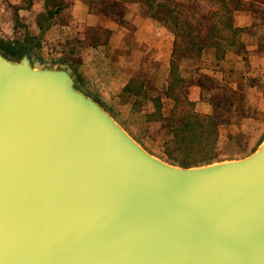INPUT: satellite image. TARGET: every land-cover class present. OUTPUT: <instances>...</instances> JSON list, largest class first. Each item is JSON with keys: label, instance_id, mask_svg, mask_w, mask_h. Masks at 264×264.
Returning <instances> with one entry per match:
<instances>
[{"label": "water", "instance_id": "water-1", "mask_svg": "<svg viewBox=\"0 0 264 264\" xmlns=\"http://www.w3.org/2000/svg\"><path fill=\"white\" fill-rule=\"evenodd\" d=\"M0 264H264V138L168 162L66 67L0 48Z\"/></svg>", "mask_w": 264, "mask_h": 264}, {"label": "crops", "instance_id": "crops-1", "mask_svg": "<svg viewBox=\"0 0 264 264\" xmlns=\"http://www.w3.org/2000/svg\"><path fill=\"white\" fill-rule=\"evenodd\" d=\"M226 1L242 31L233 44H209L180 62L191 101L213 94L246 100L264 81V0ZM0 37L24 43L37 65L66 67L92 97L130 94L136 85L161 96L162 113L172 106L163 94L174 33L148 12L146 0H0Z\"/></svg>", "mask_w": 264, "mask_h": 264}, {"label": "rangeland", "instance_id": "rangeland-1", "mask_svg": "<svg viewBox=\"0 0 264 264\" xmlns=\"http://www.w3.org/2000/svg\"><path fill=\"white\" fill-rule=\"evenodd\" d=\"M186 2L192 3L193 0H186ZM206 2L207 0L202 2L203 6L207 5ZM260 38L262 39L260 43L264 47V35H260ZM0 39L13 42L1 37ZM0 48L6 51L1 45ZM186 56L188 57V54L183 55L181 53L176 58L177 70L181 75L180 69L182 67L180 62H186L189 59H186ZM34 58L32 56V59ZM34 63L36 62L34 61ZM254 84L256 85V89L246 92L247 95L249 94L248 96L244 95L246 96V100L244 98L240 99V96L236 101V97L234 96L229 98L225 94H213L195 102V109L197 111L215 113L223 121L218 129L216 141L215 139L212 141V138L206 139L199 136L197 144L189 148L190 150H194L193 152H197L199 158L209 159V162L240 159L259 147L260 142L264 138V81H257ZM239 92L240 94L245 93L244 89ZM154 97L156 96H152L148 90L144 91L135 85L130 94L127 91H123L119 96L102 97L104 100L97 97V100L116 116L133 138L146 150L159 158L179 165L176 159L170 158L165 152L167 147L165 141L171 139L172 133L169 132L172 129L171 127H175L181 122V118H179L181 105L177 109H174V101L165 96L171 100L172 106L164 114L162 113L161 96H159L160 107L154 102ZM230 102H233L232 106L229 105ZM149 109L152 110L150 111ZM171 146L172 148L175 147L169 144L170 148ZM188 146L190 144H182V150H174L178 153L179 158L183 159L184 154L180 153L185 152ZM205 163L207 161L198 162L199 165Z\"/></svg>", "mask_w": 264, "mask_h": 264}, {"label": "trees", "instance_id": "trees-1", "mask_svg": "<svg viewBox=\"0 0 264 264\" xmlns=\"http://www.w3.org/2000/svg\"><path fill=\"white\" fill-rule=\"evenodd\" d=\"M206 4L200 5L196 0L192 3H187L186 0H146L148 12L174 33L172 69L164 95L174 101V109L181 105V122L169 130L172 136L165 141V152L182 166L209 162V159L199 158L197 152L189 148L197 144L199 136L216 141L223 121L215 113H202L195 109V102L186 93V79L177 70L176 58L181 53L194 55L209 44L218 45L222 49L226 43L233 44L242 31L233 24L232 9L226 0H207ZM0 45L14 55H21L25 50V44L19 41L7 42L0 39ZM153 99L160 107L159 96ZM169 144L175 147L170 148ZM182 144H190L185 152L180 153L184 154L183 159L174 151L182 150Z\"/></svg>", "mask_w": 264, "mask_h": 264}]
</instances>
